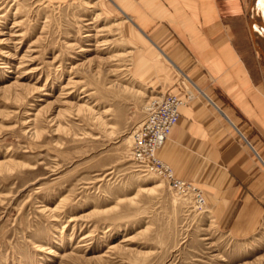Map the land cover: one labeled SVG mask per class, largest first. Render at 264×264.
Here are the masks:
<instances>
[{
	"label": "rangeland",
	"instance_id": "374dc122",
	"mask_svg": "<svg viewBox=\"0 0 264 264\" xmlns=\"http://www.w3.org/2000/svg\"><path fill=\"white\" fill-rule=\"evenodd\" d=\"M129 30L109 0H0V264H264V226L230 234L132 158L167 90Z\"/></svg>",
	"mask_w": 264,
	"mask_h": 264
},
{
	"label": "crops",
	"instance_id": "0c3cea01",
	"mask_svg": "<svg viewBox=\"0 0 264 264\" xmlns=\"http://www.w3.org/2000/svg\"><path fill=\"white\" fill-rule=\"evenodd\" d=\"M109 1L142 37L139 77L153 73L150 88L167 90L159 100L186 102L158 158L204 192L219 228L254 235L264 226V1Z\"/></svg>",
	"mask_w": 264,
	"mask_h": 264
},
{
	"label": "built area",
	"instance_id": "2783aa9c",
	"mask_svg": "<svg viewBox=\"0 0 264 264\" xmlns=\"http://www.w3.org/2000/svg\"><path fill=\"white\" fill-rule=\"evenodd\" d=\"M188 100L189 97H188ZM185 106L176 95H167L153 102L148 108L145 121L132 136V158L145 173L157 174L168 181L178 193L190 195L198 208L206 205L204 192L184 180L177 179L172 168L161 161L158 150L170 138L180 119V108Z\"/></svg>",
	"mask_w": 264,
	"mask_h": 264
},
{
	"label": "bare ground",
	"instance_id": "6f19581e",
	"mask_svg": "<svg viewBox=\"0 0 264 264\" xmlns=\"http://www.w3.org/2000/svg\"><path fill=\"white\" fill-rule=\"evenodd\" d=\"M264 1V0H263ZM264 28V27H263ZM159 99V96H158V98H155V100H158ZM190 99H191V97H190ZM184 102V101H183ZM186 103V102H185ZM184 106V105H183ZM182 106V107H183ZM181 109V108H180ZM180 120V119H179ZM179 122V121H178ZM9 168V167H8ZM159 176V175H158ZM159 177H161V176H159ZM163 179V178H162ZM163 180H165V179H163ZM167 183H168V181L167 180H165ZM169 184V183H168ZM170 185V184H169ZM192 185V184H191ZM171 186V185H170ZM194 186V185H193ZM172 188V187H171ZM195 203V202H194ZM206 203V202H205ZM195 206H196V204H195ZM205 207H206V205L203 207V208H201V210H204L205 209ZM198 208V207H197ZM200 209V208H199ZM55 211V210H54ZM58 211V210H57ZM50 254H51V252H50Z\"/></svg>",
	"mask_w": 264,
	"mask_h": 264
},
{
	"label": "snow or ice",
	"instance_id": "6c2138e0",
	"mask_svg": "<svg viewBox=\"0 0 264 264\" xmlns=\"http://www.w3.org/2000/svg\"><path fill=\"white\" fill-rule=\"evenodd\" d=\"M262 6H264V5H262Z\"/></svg>",
	"mask_w": 264,
	"mask_h": 264
}]
</instances>
